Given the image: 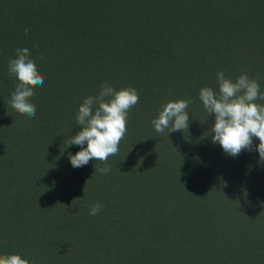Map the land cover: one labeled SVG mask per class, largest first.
Returning <instances> with one entry per match:
<instances>
[{
    "label": "trees",
    "instance_id": "16d2710c",
    "mask_svg": "<svg viewBox=\"0 0 264 264\" xmlns=\"http://www.w3.org/2000/svg\"><path fill=\"white\" fill-rule=\"evenodd\" d=\"M25 47L44 78L35 117L9 104L18 81L8 62ZM221 71L247 74L264 92V0H0V255L264 264L259 140L226 155L199 99L205 86L218 91ZM103 83L135 88L139 102L118 154L74 168L80 146L67 140L82 130L79 105ZM178 99L191 101L188 130L157 133L151 121Z\"/></svg>",
    "mask_w": 264,
    "mask_h": 264
},
{
    "label": "clouds",
    "instance_id": "9594fccd",
    "mask_svg": "<svg viewBox=\"0 0 264 264\" xmlns=\"http://www.w3.org/2000/svg\"><path fill=\"white\" fill-rule=\"evenodd\" d=\"M30 28H25L27 35ZM38 46V45H37ZM8 72L16 77L18 83L11 93V107L28 117H35L36 105L31 98L36 95L34 89L44 85V78L38 71L35 60L28 48H16L15 58L8 62ZM218 91L205 86L200 89L199 99L209 115L214 114L215 123L211 128L212 142L219 144L226 155L238 156L242 150H253V138L259 144L255 151L264 159V92L257 79L241 74L235 80L226 77L223 71L217 73ZM139 102V93L135 88L114 89L110 84H101L98 95L88 96L79 105L75 123L81 126L79 132L69 137V145L80 146V151L70 155L74 168L87 165L91 160L107 162L110 156L117 155L119 144L127 133L129 110ZM188 99L170 100L162 106L158 116L151 121L157 133L188 130L190 124ZM85 143L87 144L84 147ZM107 174L109 167L98 170ZM102 205L93 204L89 214L97 215ZM0 264H34L19 254L0 255Z\"/></svg>",
    "mask_w": 264,
    "mask_h": 264
}]
</instances>
